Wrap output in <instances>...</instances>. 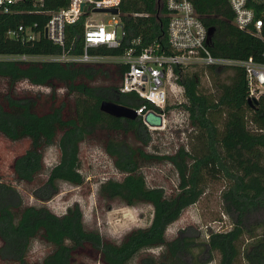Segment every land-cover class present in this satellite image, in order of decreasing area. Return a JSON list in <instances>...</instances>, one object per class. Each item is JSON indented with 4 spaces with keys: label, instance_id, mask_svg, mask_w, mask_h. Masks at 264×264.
<instances>
[{
    "label": "trees",
    "instance_id": "16d2710c",
    "mask_svg": "<svg viewBox=\"0 0 264 264\" xmlns=\"http://www.w3.org/2000/svg\"><path fill=\"white\" fill-rule=\"evenodd\" d=\"M71 0H46L38 9L35 0H23L0 11V56L52 57L81 56L86 51L84 33L89 14L65 28L64 46L45 35L50 15L45 12L67 8ZM207 29H213L208 49L214 57L264 65V31L258 36L234 24L229 0H190ZM256 17L264 20V0H249ZM123 39L116 48L90 47L91 56L122 57L129 51L139 55L161 43L167 46L168 15L163 0H120ZM38 11H44L38 12ZM23 26L24 30L19 32ZM16 32L12 37L9 32ZM36 38L28 39L30 34ZM127 65L122 63H64L49 60H0V135L12 142L29 140L28 149L12 162L16 181L33 185L47 173L32 195L41 206L26 205L20 192L0 175V262L3 264H187L196 246L205 261L219 256L218 264H264V219L248 227L250 216L264 210V93L257 104H249L246 71L242 67H202L175 69L180 74L184 101L168 105L166 113L186 114L190 142L180 143L172 152L151 150L154 134L142 119L116 118L101 111L103 101L130 109L145 101L135 93L120 92ZM201 69V70H199ZM207 72L214 83L204 89ZM23 83L45 90L20 87ZM97 141L112 159L120 180L101 183L99 197L120 201L128 207L148 204L153 218L146 228L129 231L120 242L104 238L88 229L79 204L57 215L45 203L60 192L61 182L80 186L85 178L81 168V145ZM58 162L50 170L45 150L56 145ZM166 164L177 175L176 192L168 196L162 187H150L142 172L145 166ZM211 180H221L224 209L233 218L226 232H213L204 245L180 233L168 239L169 227L205 194ZM261 230V231H260ZM245 235L249 242L240 243ZM49 247L41 261L30 262L34 241ZM161 249L159 255L149 253ZM201 264V263H200Z\"/></svg>",
    "mask_w": 264,
    "mask_h": 264
},
{
    "label": "rangeland",
    "instance_id": "374dc122",
    "mask_svg": "<svg viewBox=\"0 0 264 264\" xmlns=\"http://www.w3.org/2000/svg\"><path fill=\"white\" fill-rule=\"evenodd\" d=\"M94 18L97 21L109 19L104 13H95ZM2 59H22L19 57L0 56ZM27 60H48L46 57H31ZM102 63H117L114 58L105 57ZM201 70V69H199ZM202 85L204 89L210 90L214 86L211 76L204 72L202 76ZM25 89L45 90L43 88L31 87L26 83L20 85ZM170 105L183 101L182 92L177 89L170 92ZM184 113L176 110L168 120V127L164 135L154 134L151 150L169 153L182 143L190 142L191 134L187 131L184 124ZM30 146L29 140L12 142L0 135V175L2 180L14 186L22 195L26 205L41 206L32 195L33 189L47 179V173L39 176L33 185L20 183L16 181L11 170L13 160L24 153ZM60 157L59 148L56 145L47 147L45 150V162L47 169L55 165ZM81 168L80 171L85 178L82 185L76 186L70 183L61 182L59 184V194L45 205L55 214L63 215L69 207L79 204L84 213L85 225L88 229L98 230L100 234L114 242H120L122 238L132 229L146 228L150 225L153 218V207L148 204H138L134 207H128L120 201H105L99 197V188L101 183L107 179L120 180L119 174L107 155L104 148L97 141L85 142L81 145ZM150 187H162L168 196L176 192L177 175L172 166L166 164H152L142 169ZM226 184L221 180H211L205 190V194L199 202L187 208L180 219L172 224L168 231V239H174L180 233L186 237L195 239L198 245H204L209 239V234L213 232H226L233 227V218L228 216L224 209L222 193ZM264 219V210L255 216H250L247 226L251 227ZM261 231V230H260ZM249 236L241 241L245 246L249 242ZM204 246H196L191 256L186 259L187 264H205L208 256H202L201 249ZM161 249L150 250L149 253L159 255ZM49 252V247L43 242L36 240L33 242L28 260L37 262ZM90 254L85 251L84 264H90ZM219 256L215 254L213 260L206 264H218ZM0 264H3L0 262ZM237 264H246L241 257Z\"/></svg>",
    "mask_w": 264,
    "mask_h": 264
},
{
    "label": "built area",
    "instance_id": "2783aa9c",
    "mask_svg": "<svg viewBox=\"0 0 264 264\" xmlns=\"http://www.w3.org/2000/svg\"><path fill=\"white\" fill-rule=\"evenodd\" d=\"M23 0H0V11L9 13L10 7ZM168 15L167 46L156 43L144 49L139 55L129 51L122 57L114 58L117 63L127 65L121 80L120 92L123 94L135 93L145 103L134 109L149 131H165L168 127L166 108L170 105V92L177 89L184 94L179 83L180 74L175 69H198L202 67H242L246 71L249 87V99L259 100L264 93V65L254 62L252 58L246 61L229 58L214 57L208 49V29L198 16L190 0H163ZM249 0H229L235 13L234 24L243 31H253L258 36H263L264 20L258 19L254 9L248 6ZM46 0H35L38 9L45 7ZM120 0H71L67 8L58 11L45 12L50 15V20L45 29V35L53 43L64 46L65 28L73 24L87 12L84 42L86 51L81 56L62 54L60 56L46 57L49 61L64 63H99L105 57L91 56L87 49L106 45L116 48L124 36L120 13H104L109 19L97 21L94 18L97 9H119ZM120 10V9H119ZM44 12V11H38ZM21 26L19 32L23 31ZM9 35L15 37L16 32L10 31ZM36 38L30 34L28 39ZM21 60L31 57L22 56ZM184 101V98H183ZM183 101L177 104L183 103ZM154 113L162 117V126H153L146 122L145 117ZM184 113V112H183ZM184 124L187 116L184 113Z\"/></svg>",
    "mask_w": 264,
    "mask_h": 264
},
{
    "label": "water",
    "instance_id": "95a60500",
    "mask_svg": "<svg viewBox=\"0 0 264 264\" xmlns=\"http://www.w3.org/2000/svg\"><path fill=\"white\" fill-rule=\"evenodd\" d=\"M95 13H112L114 15H118L120 13L119 9H97L95 10ZM213 34V29H208V43L211 41V37ZM249 104H257L258 100L256 99H249ZM101 111L116 117V118H124L129 120H135L138 118V115L136 114L134 109L127 108L125 106L119 105L115 102L111 101H103L100 107ZM146 122H148L150 125L153 126H162V117L155 115L154 113H149L145 117Z\"/></svg>",
    "mask_w": 264,
    "mask_h": 264
}]
</instances>
